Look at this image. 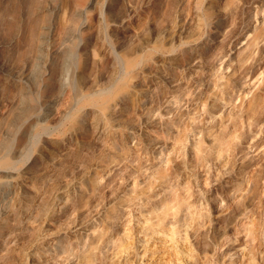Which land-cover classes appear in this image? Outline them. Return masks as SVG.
Here are the masks:
<instances>
[{
    "label": "rangeland",
    "instance_id": "1",
    "mask_svg": "<svg viewBox=\"0 0 264 264\" xmlns=\"http://www.w3.org/2000/svg\"><path fill=\"white\" fill-rule=\"evenodd\" d=\"M0 264H264V0H0Z\"/></svg>",
    "mask_w": 264,
    "mask_h": 264
},
{
    "label": "bare ground",
    "instance_id": "2",
    "mask_svg": "<svg viewBox=\"0 0 264 264\" xmlns=\"http://www.w3.org/2000/svg\"><path fill=\"white\" fill-rule=\"evenodd\" d=\"M217 17H219V16H216V18H217ZM178 197H179V196H178ZM184 197H185V196H184ZM176 198H177V197H176ZM176 201H177V199H176ZM173 230H174V229H173ZM173 230H171V231H173ZM171 233H172V232H171ZM172 234H173V233H172ZM172 237H173V236H172Z\"/></svg>",
    "mask_w": 264,
    "mask_h": 264
}]
</instances>
